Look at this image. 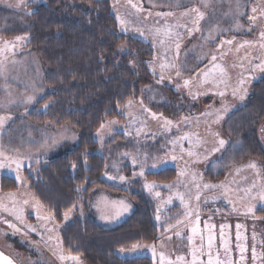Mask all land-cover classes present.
Segmentation results:
<instances>
[{
    "label": "rangeland",
    "instance_id": "obj_1",
    "mask_svg": "<svg viewBox=\"0 0 264 264\" xmlns=\"http://www.w3.org/2000/svg\"><path fill=\"white\" fill-rule=\"evenodd\" d=\"M67 1L70 5L73 4V0ZM108 1L119 32L145 44L140 54H145L146 62L144 65L139 60L136 62L137 71L131 69L135 74L138 91L136 99L119 110V118L105 122L103 124L105 127L103 129L100 127L94 134V140L100 152L103 145L120 135L123 139L132 142L135 150L132 153L123 152L111 160L103 175L104 181L109 186L122 189L125 193L103 188L94 189L83 203L78 204L68 213V219H65L64 214L61 222L58 223L52 214L39 205L28 190L29 183L26 178L32 174L30 169L26 171L27 173L23 170L28 163L38 162L39 158L35 154L25 153L21 146L23 137L19 134V129L27 124L30 125L26 119L28 111L49 92L43 82L45 75L43 66L35 52L27 48L29 16L34 11L33 6L45 5L47 0H24L26 6L21 7L15 6L19 0H0V49L4 48L5 42H9L11 46V51L4 49L0 52V66L3 69L0 72V117H10L5 119L3 126L0 127V150L22 160L19 181L14 170L0 169V184L6 178H10L18 186L16 193H5L0 190V206H2L0 221L12 222L20 229L19 232L14 233L7 224L0 222V253L15 264H82L80 259H68L69 255L62 250L59 240L62 224L77 214L80 217L88 216L101 229L117 228L138 209L130 194L136 192V187L132 190L133 184L139 182L144 190L146 183L156 185L151 192L147 190L145 192L156 204L157 216L160 217L158 222L162 219L165 222V214L171 213L172 208L175 209L167 218L169 220L162 227L156 242L139 244L141 248L135 254H121L119 249L115 252L118 258H146L153 264L152 253L143 246L155 245L157 252L155 264H159L161 252L172 260L178 255H183L190 261L188 236L192 235L190 228L197 226L199 234L194 237L195 245L200 246V237L203 235L204 247L207 248V236L211 233L215 238L213 256L219 255L224 264H228L229 261L231 264H264V204L243 199L244 189H252V194L255 195L264 188V163L243 154L239 137L233 131L237 124V121H234L235 116L238 115L236 113L248 104L254 86L264 81V72L259 70L252 72L253 66L264 61V49L260 48L259 39L264 26L257 28L259 33L253 35L256 40L249 42L255 47H239L244 43L238 41L237 36L243 33L235 32L232 36L234 38L225 37L220 33L223 42L217 44V41H214L217 36L211 35L212 16L216 20L225 15L226 11L220 8L211 12L210 0ZM203 1H207L208 10L205 6L201 8L204 18L197 24L194 23L196 13L191 12L190 9ZM235 1L239 2V0ZM185 3L187 6L184 7ZM243 5L242 9L248 8V10L242 12V16L247 18L256 16V21H264V16L260 15V11L264 10L262 3L243 0ZM253 7L257 8L256 13H253ZM137 8L140 10L137 11ZM183 8V12L178 11ZM185 12L188 14L184 15ZM157 13H172V15L159 16ZM117 16L125 22L123 27ZM157 29H161L159 35L156 34ZM225 29L228 32L231 30V28ZM166 31L171 35H165ZM141 32L143 35L140 34ZM16 37L21 39L17 41ZM161 40L164 41L163 44L160 43ZM228 40H231L232 44L224 43ZM176 43L180 44L178 52ZM129 45L130 42L126 39L118 52L127 53ZM238 51L244 53L239 54ZM212 56L216 57L215 61L212 60ZM161 65L167 66L162 68ZM228 68L233 70L232 75ZM204 73H208V76L205 77ZM161 76L164 77L163 80ZM249 76L251 78L247 79L244 85L247 94L241 101L233 96V89L238 87L241 78ZM185 80L190 82L188 87H184ZM221 91L225 93L223 97L216 94ZM29 97L32 98L31 102H27ZM225 103L233 106H227ZM211 113L223 118L216 122L217 116L215 114L211 116ZM153 115L156 118H153ZM164 120L172 123L166 125ZM19 122H22V127ZM233 122L235 126L232 125ZM44 125L54 127L51 123ZM183 127L186 132H178ZM65 129L73 134L68 135L69 144L62 147L59 152H55L54 157L74 149L78 144L79 134L70 127ZM258 134V141L264 151V130ZM72 136L74 139L70 141ZM185 136L187 139H184ZM220 139L225 141L222 148L218 144ZM213 149L219 150L214 152ZM189 151L193 153L192 156L188 155ZM173 156L176 157L175 160L172 159ZM134 159L136 163L133 162ZM153 163L157 166L152 167ZM250 163H254L256 168L248 167ZM142 165L144 175L140 176ZM14 167L13 165V169ZM164 169H172L176 173L175 181L171 185L166 186L146 179L147 174ZM180 172H184L185 175H179ZM109 176L113 179H108ZM120 176L126 177V180L121 182ZM204 184L223 185L229 190L228 194L225 196L224 188L221 187L205 189ZM196 185H199V189ZM198 191L199 201L195 199ZM156 192L160 193L159 197L155 195ZM177 193L183 195L184 204H181L180 199L177 198ZM169 198H171L170 202H168ZM105 199L109 202L123 200L129 205L128 210L117 219L102 220L96 205ZM24 201L28 203L25 204ZM249 203L256 205L253 213L246 212V205ZM184 205L188 206L187 209ZM101 207H103L102 203ZM4 208L16 213L22 211L23 222L16 220L15 216L3 210ZM197 209L199 221L196 220ZM113 211L111 208L106 210L109 215ZM186 211L192 212L190 218L185 217ZM37 214L46 219H37ZM178 220L183 223L177 225ZM206 224L212 227L206 229ZM27 225L35 228L36 231L28 232ZM222 225H226L223 228V235L227 242L228 253H225L221 247ZM237 225L241 227L237 229ZM165 229L170 230L165 231ZM177 232L180 234L176 235ZM238 245L244 248L243 254ZM131 247L124 249L127 252ZM253 247L257 254L255 261L252 259ZM61 255L65 257L64 260L59 258ZM200 259L207 264V255Z\"/></svg>",
    "mask_w": 264,
    "mask_h": 264
},
{
    "label": "trees",
    "instance_id": "obj_2",
    "mask_svg": "<svg viewBox=\"0 0 264 264\" xmlns=\"http://www.w3.org/2000/svg\"><path fill=\"white\" fill-rule=\"evenodd\" d=\"M33 8L27 48L40 60L49 92L28 111L26 119L34 126L51 123L79 134L74 149L30 166L32 175L26 178L32 196L60 223L62 216L83 203L94 189L125 193L109 186L103 175L111 160L123 152L132 153L134 145L119 135L98 152L94 134L105 122L119 118V110L136 99L138 91L131 69L136 70L139 60L145 65L146 56L140 54L145 44L119 32L108 0H73L72 5L67 0H47L45 5ZM126 39L129 51L119 53ZM236 114L233 131L243 154L264 163L258 141V133L264 130V81L254 86L248 104ZM175 178L172 169L146 175L148 181L166 186ZM0 185L5 193L18 190L10 178ZM135 187L130 197L138 209L126 222L104 230L88 216L75 214L60 227L62 250L82 264H151L146 258L120 259L115 252L156 242L175 208L165 214V222H158L155 202L141 183L135 182L132 190Z\"/></svg>",
    "mask_w": 264,
    "mask_h": 264
},
{
    "label": "snow or ice",
    "instance_id": "obj_3",
    "mask_svg": "<svg viewBox=\"0 0 264 264\" xmlns=\"http://www.w3.org/2000/svg\"><path fill=\"white\" fill-rule=\"evenodd\" d=\"M15 6L16 7H21V6H26V5H24V0H19V2ZM132 6L134 8L136 7V5H132ZM139 10L140 9L137 8V11H139ZM190 11L196 13V19H195L194 23L198 24L199 21L204 18L203 13H201L199 11V9L192 8V9H190ZM252 11H253V13H256L257 12V8L253 7ZM187 14H188L187 12L184 13V15H187ZM157 15L166 16V15H172V13H157ZM260 15L264 16V10L260 11ZM256 18H257L256 16H249V20L250 21H254ZM117 20L119 21V23L121 24L122 27L125 25V22L123 20H121V18L119 16H117ZM160 32H161V29H157L156 30V34L157 35H159ZM140 34L143 35L142 32ZM165 35H171V33L166 31ZM189 35H191V30H189ZM20 39H21V37H16L17 41H19ZM259 39H260V48L264 49V30H262L260 32ZM160 43L163 44L164 41L161 40ZM224 43L232 44V41L228 40V41H224ZM246 46L247 47H255L254 44H251L249 42H245L244 44H241L239 47H246ZM179 48H180V44L176 43L177 52H178ZM4 49H7L8 51H11V46H10L9 42H5L4 48L0 49V52H2ZM212 60L215 61L216 57L212 56ZM166 66L167 65H161L162 68H164ZM2 70H3L2 66H0V72H2ZM257 70H259L260 72H264V61H261V63L253 66L252 72H255ZM177 75H179V73H177ZM204 75H205V77H207L208 73H204ZM250 78H251V76L243 77V78H241L238 81V87L233 89V93L232 94H233L234 97H237L241 101H243L245 99L246 94H247V89L244 87V85L246 83V80L250 79ZM163 79H164V77L161 76V80H163ZM221 82H223V81H221ZM189 83L190 82L188 80H185L184 81V87H188ZM216 94L221 96V97H223L225 95V93L223 91L218 92ZM31 99L32 98L29 97L27 102H31ZM225 111H227L226 108H225ZM153 118H156L155 115H153ZM222 118H223L222 116L217 115V121L216 122H218ZM5 119H10V117H8V118L0 117V127L3 126V124L5 122ZM164 123L166 125H170L172 122L169 121V120H164ZM104 127H105V125L102 124L101 128L103 129ZM184 139H187V136H185ZM218 144L222 148L225 145V141L223 139H220V140H218ZM218 150L219 149H213L214 152L218 151ZM188 155L192 156L193 153L191 151H189ZM172 159L175 160L176 157L173 156ZM133 162L136 163L135 159L133 160ZM13 165L15 166L14 169H13ZM21 166H22V160L21 159L13 158L10 155H8L7 153H5L3 150H0V169L7 168V169L14 170L17 173V180L18 181L20 180L19 171L21 169ZM156 166L157 165L155 163H153L152 167H156ZM248 167L255 169L256 165L254 163H250L248 165ZM139 175L140 176L144 175L143 165L141 166V172L139 173ZM179 175L183 176V175H185V173L184 172H180ZM193 178H195V177H193ZM108 179H113V177L109 176ZM119 179H120L121 182H124L126 180V177L120 176ZM155 187H156V185H154V184H147V183L144 184L145 190H147L149 192H151ZM169 187H171V186H169ZM196 187H197V189H199V185H196ZM203 187L205 189H214V188H217V187L224 188L223 185H213V184H204ZM253 187H255V185H253ZM77 191H79V189H77ZM228 191L229 190L227 188H224V195L225 196H227ZM244 192H245V196L243 197V199H250L252 201H259L261 204H264V188H261L255 195L252 194V189H250V188L249 189H244ZM9 195L11 196V194H9ZM155 195L157 197H159L160 193L156 192ZM177 198L180 199L181 204H184L183 195L177 193ZM195 199L197 201H199V199H200L199 191L197 192ZM170 201H171V198H169L168 202H170ZM24 203L27 204L28 201H24ZM101 203L103 204V207H101ZM96 206H97V211H99L101 213L100 218L102 220L117 219V218H119L120 215L123 214V212L127 211L128 207H129V205H127L123 200L109 202L106 199L103 200L102 202H98ZM184 206L187 209L188 206L187 205H184ZM0 207H2V206H0ZM108 208H111V209L114 210L111 215H109L106 212V210ZM255 208H256V205H253V204L249 203L248 205H246V212L247 213H253ZM3 210L9 211V214L10 215H14L16 220L23 222V213H22V211L19 212V213H16V212H13L12 210H9L7 208H4ZM234 210H235V208H234ZM69 211H71V209H69ZM158 211H159V209H158ZM191 216H192V212L191 211H186L185 212V217L186 218H190ZM48 218H50V217H48ZM37 219H46V218L45 217H41L39 214H37ZM65 219H68V213L67 212L65 213ZM156 219L159 220L160 217L157 216ZM196 220L199 221L198 209L196 210ZM0 222H3L5 224H7V226L10 229H12L14 233L20 231V229L17 228L16 224H14L12 222H9L7 220H3V221H0ZM181 223H183V221H179V220L177 221V225H179ZM26 227L28 229V232L36 231V229L33 228L30 225H27ZM173 227H175V226H173ZM211 227H212L211 225H208V224L205 225L206 229H209ZM224 227H226V225H222L221 226V247L223 248L225 253H228L227 242L224 240V235H223V228ZM240 227H241L240 225H237V229H239ZM169 230L170 229H165V231H169ZM48 231H52V229H48ZM190 232L192 233V235L188 236V246H189V255L191 256V260L190 261L186 260L185 256H183V255H178V256H176L175 260H172V259L167 258L164 255V253L161 252V253H159V264H205V262L202 259H200V257H202L204 255H207V257H208L207 264H224V262L220 260L219 255H216L215 257L213 256L212 249H213V242H214L215 238H214V236L211 233H209V235L207 236V248H205L204 247V239L205 238H204L203 235H201V237H200L201 244H200L199 247H197L195 245V243H194V237L197 234H199L198 227L197 226L191 227L190 228ZM179 234H180L179 232L176 233V235H179ZM239 238L240 237H239V233H238L237 234V239L239 240ZM253 238H255V237H253ZM169 239H170V237H169ZM143 247L148 249L152 253L153 264H155L156 256H157L155 245H144ZM238 247H240V246L238 245ZM140 248H141L140 245L134 244V245H132L130 250H127V252H126V250L124 248H121L119 251H120L121 254H128V253L135 254L136 251L138 249H140ZM240 251L243 254L244 248L240 247ZM59 258L61 260L65 259V257L63 255H61ZM67 258L68 259H72V260H78V258L75 257V256H69ZM252 259H253V261H255L257 259V254H256V251H255L254 247L252 249ZM0 264H12V261L9 260L8 258L4 257V255L2 253H0ZM228 264H231V262L229 261Z\"/></svg>",
    "mask_w": 264,
    "mask_h": 264
},
{
    "label": "crops",
    "instance_id": "obj_4",
    "mask_svg": "<svg viewBox=\"0 0 264 264\" xmlns=\"http://www.w3.org/2000/svg\"><path fill=\"white\" fill-rule=\"evenodd\" d=\"M210 1H211L210 2L211 12L215 10L217 11L220 8H222L223 11H226L225 15H222L221 18H218L216 20L212 16L211 25H210V27L212 28L211 35L215 34L217 36V38L214 40L217 41V44L223 42L222 38H220L222 37V35H225V37L231 36V38H234L232 37L234 36V32L239 34L243 33L242 35H239V37L237 36V38L239 39L238 41L240 42L245 43V42H251L252 40H256L254 39L253 35L259 33L257 28L259 26L262 28L264 25L261 24H264V21L263 20L250 21L249 18L242 16V12H244L246 9L248 10V8L242 9V7L244 6L243 0H239V2L237 1L238 3H236L235 0H210ZM206 2L207 1H203L202 3L199 2L197 5L195 4L194 8L199 9V11L201 12L202 7L205 6L206 9V7L208 6ZM251 2L262 3L263 5L262 7H264V0H251ZM185 6H187L186 3L184 7ZM163 11H167V10H163ZM178 11L183 12L184 8ZM194 21H195V17H194ZM258 22H260V24H258ZM225 28H231L230 32H228ZM220 33L223 34L221 35ZM243 53L244 51L239 52V54H243ZM226 56H228V54ZM228 71L232 75L233 70L228 68ZM225 104L227 106H233L230 105L229 103H225ZM213 114L215 113H211L210 115L212 116ZM215 116H217V114H215ZM19 124H21L20 127H22V122H19ZM27 125L24 128L19 129V134L24 138V141L23 138H21V146L25 150V153L29 152V154H35L39 158V160L38 162L28 163L23 171L28 170L29 167L32 165H36L38 163H42L44 161H48L55 158L53 154L57 151L59 152L62 147L67 146L69 144L68 135L73 134L71 133V131L65 129V127L58 129V128L50 127L48 125L35 126V127L31 124L28 126ZM179 130L180 131L178 132L180 133L186 132L184 127ZM73 139L74 136H72L70 141H72Z\"/></svg>",
    "mask_w": 264,
    "mask_h": 264
},
{
    "label": "water",
    "instance_id": "obj_5",
    "mask_svg": "<svg viewBox=\"0 0 264 264\" xmlns=\"http://www.w3.org/2000/svg\"><path fill=\"white\" fill-rule=\"evenodd\" d=\"M4 255V254H3ZM4 257L8 258L7 256L4 255ZM9 260H11L10 258H8ZM12 261V260H11ZM12 264H15L13 261H12Z\"/></svg>",
    "mask_w": 264,
    "mask_h": 264
}]
</instances>
